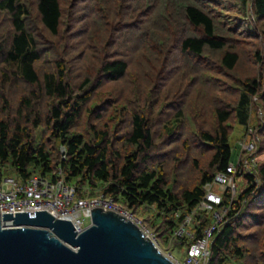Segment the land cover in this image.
Returning <instances> with one entry per match:
<instances>
[{"label": "trees", "instance_id": "16d2710c", "mask_svg": "<svg viewBox=\"0 0 264 264\" xmlns=\"http://www.w3.org/2000/svg\"><path fill=\"white\" fill-rule=\"evenodd\" d=\"M238 126L256 175L224 197L209 264H264V0H0V180L63 178L168 243Z\"/></svg>", "mask_w": 264, "mask_h": 264}, {"label": "water", "instance_id": "95a60500", "mask_svg": "<svg viewBox=\"0 0 264 264\" xmlns=\"http://www.w3.org/2000/svg\"><path fill=\"white\" fill-rule=\"evenodd\" d=\"M0 264L174 263L134 222L92 208L91 224L81 234L73 222L48 211L34 218L30 213L0 216Z\"/></svg>", "mask_w": 264, "mask_h": 264}, {"label": "built area", "instance_id": "2783aa9c", "mask_svg": "<svg viewBox=\"0 0 264 264\" xmlns=\"http://www.w3.org/2000/svg\"><path fill=\"white\" fill-rule=\"evenodd\" d=\"M240 144L242 151L237 164L231 163L225 173L218 174L212 183L206 185L204 200L191 215L183 220L174 238L170 240L177 243L178 238L184 236L193 240L194 234L189 228L196 215L199 212L212 214V224L205 230L202 238L187 249V259L184 262L178 261L172 255H165L174 264H209L214 236L230 212V206L223 205L224 197L229 196L231 201L235 200L238 195L237 181L242 179L239 177L256 175L258 138L250 133ZM255 182L259 183L258 178ZM92 208L113 211L134 222L160 250L155 237H150L152 236L150 231L136 219L137 217L110 198L103 195L95 198L80 197L76 187L68 184L63 178L51 181L34 175L25 184L14 177H4L0 180L1 217L6 214L15 216L20 213H30L31 218H34L37 212L48 211L56 219L73 222L81 234L91 224ZM3 225L6 228L11 227L6 226L5 223Z\"/></svg>", "mask_w": 264, "mask_h": 264}, {"label": "rangeland", "instance_id": "374dc122", "mask_svg": "<svg viewBox=\"0 0 264 264\" xmlns=\"http://www.w3.org/2000/svg\"><path fill=\"white\" fill-rule=\"evenodd\" d=\"M251 133V135H253L254 137H256V134L254 131H250L249 134ZM245 134L246 131L243 127H236V129L233 131V133L230 136V145L232 146V160L231 163L233 164H237L240 153L242 151L241 148V142L242 140H244L245 138ZM259 158V157H258ZM264 159V156H261V160ZM237 185H238V193L243 190V187H245V183L243 179H239L237 181ZM139 218H136L138 221L141 222L142 225H144L151 233L152 236H150L151 238L155 237L156 241L159 243V247L160 250L164 253V255L166 256H174L175 259H177L178 261H182L184 262L187 257V247H181L176 243L173 242H168L165 243V241L163 239H161L158 236V233L155 232V230L151 229L150 227H148L146 225V223H144L143 218H141V216H138ZM150 228V229H149Z\"/></svg>", "mask_w": 264, "mask_h": 264}]
</instances>
